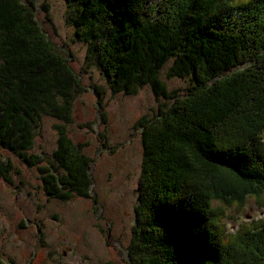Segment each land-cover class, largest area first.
Wrapping results in <instances>:
<instances>
[{"label": "trees", "instance_id": "obj_1", "mask_svg": "<svg viewBox=\"0 0 264 264\" xmlns=\"http://www.w3.org/2000/svg\"><path fill=\"white\" fill-rule=\"evenodd\" d=\"M64 2L72 41L84 45V64L98 71L110 94L132 97L147 87L158 101L156 113L135 124L142 158L127 264H264V252L254 248L264 245V222L223 240L226 223L215 220L208 189L217 201L238 184L242 198L264 191V178L257 187L231 181L264 169V143L254 151L252 142L254 130H264V0ZM36 7L32 0H0V154L37 169V187L47 198L96 206L93 161L67 133L74 99L85 89L72 56H63L42 29ZM170 61L167 77L189 80L184 93L160 78ZM92 91L105 122L106 90ZM42 116L56 121V148L46 166L29 154ZM247 147L254 155L234 166L232 153ZM15 174L13 162L0 158L2 181L12 186Z\"/></svg>", "mask_w": 264, "mask_h": 264}, {"label": "rangeland", "instance_id": "obj_2", "mask_svg": "<svg viewBox=\"0 0 264 264\" xmlns=\"http://www.w3.org/2000/svg\"><path fill=\"white\" fill-rule=\"evenodd\" d=\"M32 1L37 6L36 14L44 32L59 46L63 56H72L70 64L81 77V85L85 89L83 94L74 99L72 122L67 125V133L76 145H84L83 152L93 161L90 167L94 180L91 194L96 196L98 203L93 206L91 201L76 197L68 202L47 198L37 187V169L27 167L16 156L3 151L0 158L13 162L20 174L12 176V186L0 178V236L7 238L6 247L12 253L21 254V264H30L35 250L38 254L35 264H127L126 250L136 221L135 207L142 158L140 132L136 130L135 124L141 117L153 116L158 101L147 87L132 97L111 95L98 71L84 64V45L72 41L73 28L67 22L68 9L64 0ZM251 1L239 0L240 3ZM44 4L48 5L49 12L42 8ZM171 65L172 61L164 66L160 78L169 90L178 88L179 93H184L189 80L182 84L174 78H168L167 72ZM94 86L106 90L103 101L105 122L99 117L92 91ZM55 124L54 119L42 116L35 128L34 146L29 154L43 157V166L52 160L56 148ZM85 125H91V128ZM254 132L257 135L252 139V142H257L253 148L255 151L264 143V130ZM240 155L244 158L239 160ZM252 155L254 152L250 148L243 151L240 148L232 153L236 161L232 163L237 167L244 159H248L247 165ZM222 157L230 163L226 156ZM245 168L244 173L248 171ZM263 170L260 165L254 177L232 176L231 181L242 179L257 187L262 185ZM216 182H212V185ZM238 186L236 191L227 193L230 195L228 199L222 201H217V196L212 195V189L208 188L211 195L210 209L215 220H219L220 225L222 221L226 223L221 237L223 240L227 239V235H236L241 228L249 229L254 223L264 222V206H260L264 204L263 189L262 195L257 190L255 197L248 192L242 198L240 196L244 189L240 184ZM38 229H42L44 237L39 236ZM225 243L230 246L229 241ZM254 248L264 252V245H254Z\"/></svg>", "mask_w": 264, "mask_h": 264}, {"label": "flooded vegetation", "instance_id": "obj_3", "mask_svg": "<svg viewBox=\"0 0 264 264\" xmlns=\"http://www.w3.org/2000/svg\"><path fill=\"white\" fill-rule=\"evenodd\" d=\"M7 238L0 236V264H21V254L12 253L9 248H7ZM38 254L35 250L33 258L30 264H35L34 261L37 259Z\"/></svg>", "mask_w": 264, "mask_h": 264}]
</instances>
